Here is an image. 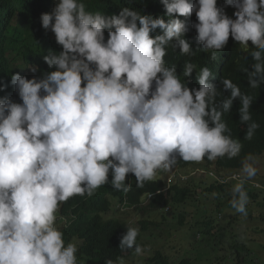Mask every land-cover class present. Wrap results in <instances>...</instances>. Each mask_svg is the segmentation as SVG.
I'll list each match as a JSON object with an SVG mask.
<instances>
[{
	"label": "clouds",
	"instance_id": "obj_1",
	"mask_svg": "<svg viewBox=\"0 0 264 264\" xmlns=\"http://www.w3.org/2000/svg\"><path fill=\"white\" fill-rule=\"evenodd\" d=\"M117 1L101 13L83 0H56L40 17L57 43L43 55L44 73L32 66L12 74L22 103L0 97V264H80L83 244L66 243L57 223L74 201L98 203L108 184L147 191L145 207L177 182L196 195L185 212L193 223L197 214L202 221L190 225L169 215L171 221L156 226L159 238L144 234L134 225V208L114 198L118 218L128 224L120 251L145 255L136 264H174L163 250L169 230L197 227L199 235L218 238L225 220L264 224V183L253 180L264 152L242 149L227 124L240 100L244 139H253L259 128L253 97L232 79L224 78L223 87L218 79L238 48L254 61L252 71L242 69L250 88L264 85V0H152L145 7ZM197 51L207 56L199 65L173 60ZM6 57L13 59L10 51ZM181 160L185 166H176ZM247 231L252 243L264 238V229L261 239ZM248 253L219 260L245 264ZM256 253L262 259L264 243ZM104 263L127 264L123 257Z\"/></svg>",
	"mask_w": 264,
	"mask_h": 264
},
{
	"label": "trees",
	"instance_id": "obj_2",
	"mask_svg": "<svg viewBox=\"0 0 264 264\" xmlns=\"http://www.w3.org/2000/svg\"><path fill=\"white\" fill-rule=\"evenodd\" d=\"M120 1V0H119ZM46 2V5L44 3ZM87 6V10L99 11L107 13L113 11L119 4L117 0H83ZM56 0H0V37L4 43L0 44V87L4 83L9 86L6 91H0V97L10 95L17 102L22 103L18 94L11 86V76L16 73H23V70L32 66L40 67L39 76L44 73L46 63L43 60V55L48 54L49 50L55 49L57 45L55 36L50 30H45L42 27L40 17L44 13H50L55 6ZM152 3V0H122L121 5H136L145 7ZM192 37V36H190ZM195 48L194 42H190ZM11 52L13 59L6 57L7 52ZM174 61H190L197 65L207 60V56L203 51H197L195 56H186L175 54ZM254 63L251 56H244L238 48L232 54L231 59L225 64L222 72V77L218 78L223 87L222 80L230 78L237 84L242 92L253 97L252 119L259 124V128L255 132L252 140H245L247 124L240 123L239 109L241 102L235 104L231 112L227 116L228 127L232 131L233 138L241 140L242 149L245 151L264 152V85L260 88L252 89L248 82L247 74L242 71L247 67L252 71L251 64ZM208 66V64H207ZM6 75L10 76V80H5ZM183 79V77H182ZM251 111V108H250ZM257 156V155H256ZM181 160L176 166L183 167ZM207 165V164H206ZM208 167L212 165L208 164ZM220 167L219 165H217ZM212 169V168H211ZM127 183V182H126ZM159 183V182H157ZM156 185H154L155 187ZM152 188L155 190V188ZM101 199L98 203L85 201H74L63 209L62 217L58 222L62 225L57 227L64 233V239L67 242H78L83 244L81 247L83 252L78 256L80 264H103L106 260L112 259L118 261V258L123 257L125 263L128 264L129 259L144 260L145 255L135 256L132 253H124L120 251V239L126 233L128 224L118 218L117 204L114 198H120V203L129 204L130 208H134L133 215L137 216V221L134 223L141 231L150 233L153 237L163 236V232H158L159 223L171 221L172 218L180 222L190 225H197L202 221L199 214L193 220L192 215H187L189 209L188 202L196 199L193 194V189L187 183L177 182L166 197L163 195L153 198L149 207L141 204V198L144 193L137 195L130 189L127 192L116 190L108 185L100 187ZM215 187L210 190L215 192ZM169 207V211H167ZM76 216V220H72L71 210ZM88 211H96L94 216L88 217ZM171 215L172 218L169 216ZM162 217L160 221L158 218ZM207 222L198 226H206ZM150 239V238H149ZM145 239L137 238V243L144 246ZM145 253V252H144ZM146 254V253H145ZM160 255L159 253L156 255ZM155 254L151 257H154ZM142 258V259H141ZM261 256L256 252L249 250L248 259L245 264H261ZM151 264H155L154 260H150ZM105 264V263H104ZM157 264H168V260ZM182 264H191L189 260H184ZM207 264V263H204ZM217 264H222L218 259Z\"/></svg>",
	"mask_w": 264,
	"mask_h": 264
},
{
	"label": "rangeland",
	"instance_id": "obj_3",
	"mask_svg": "<svg viewBox=\"0 0 264 264\" xmlns=\"http://www.w3.org/2000/svg\"><path fill=\"white\" fill-rule=\"evenodd\" d=\"M256 167L258 168V174L253 180L264 183V156L257 159ZM213 168L217 169V166L213 165ZM232 173L234 172H227L226 175L230 176ZM223 224L225 230L218 238L199 235L200 228L197 227L183 231L169 230L166 233L163 250L169 255L171 262L174 264H178L182 260H189L191 264H217L218 259L225 256L230 258L239 251L252 250L256 252L264 243L261 233L264 224L261 222L255 221L251 224L235 217L233 221L225 220ZM247 228H250L255 238H262V241L250 242ZM243 242L246 247H243ZM262 260L264 261V255H262ZM140 261L131 258L128 264H136Z\"/></svg>",
	"mask_w": 264,
	"mask_h": 264
}]
</instances>
